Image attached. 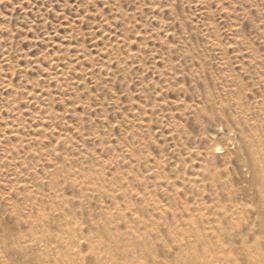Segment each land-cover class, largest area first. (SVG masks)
<instances>
[{
	"label": "rangeland",
	"instance_id": "obj_1",
	"mask_svg": "<svg viewBox=\"0 0 264 264\" xmlns=\"http://www.w3.org/2000/svg\"><path fill=\"white\" fill-rule=\"evenodd\" d=\"M0 264H264V0H0Z\"/></svg>",
	"mask_w": 264,
	"mask_h": 264
}]
</instances>
